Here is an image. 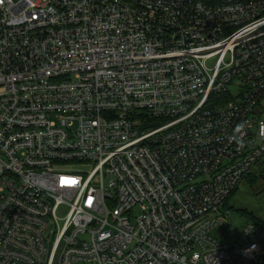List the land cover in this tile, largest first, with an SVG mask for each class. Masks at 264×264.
I'll return each mask as SVG.
<instances>
[{
	"label": "built area",
	"instance_id": "built-area-1",
	"mask_svg": "<svg viewBox=\"0 0 264 264\" xmlns=\"http://www.w3.org/2000/svg\"><path fill=\"white\" fill-rule=\"evenodd\" d=\"M263 156L264 0H0V264H264Z\"/></svg>",
	"mask_w": 264,
	"mask_h": 264
},
{
	"label": "rangeland",
	"instance_id": "rangeland-1",
	"mask_svg": "<svg viewBox=\"0 0 264 264\" xmlns=\"http://www.w3.org/2000/svg\"><path fill=\"white\" fill-rule=\"evenodd\" d=\"M75 168L80 171L88 170L86 165H80ZM261 168L262 166L258 165L254 170V172H258L257 174L263 176L260 181L256 184L249 185L246 179H243L235 193L228 199V206L230 207L228 212L229 224L225 222L212 230L211 236L213 238L222 239L224 236L228 242L236 241V235L241 233L247 224L252 223L235 210L245 209L261 220H264V173L260 172ZM239 236L241 235L239 234ZM237 241L244 243L242 237Z\"/></svg>",
	"mask_w": 264,
	"mask_h": 264
},
{
	"label": "trees",
	"instance_id": "trees-1",
	"mask_svg": "<svg viewBox=\"0 0 264 264\" xmlns=\"http://www.w3.org/2000/svg\"><path fill=\"white\" fill-rule=\"evenodd\" d=\"M258 165L262 166L260 172L264 173V156L252 167V169L249 171V173L243 178V179H246V181H247V183L249 185L256 184L258 181H260L263 178V176L261 174H257L258 172H254L255 168ZM237 188L228 196V198L226 199L225 203L223 204V209L225 211L229 212L230 207L228 206V199L235 193ZM235 211H237L240 215L246 217L253 224L259 225L261 227H264V220H261L260 218L256 217L253 213L248 212L245 209H238V210H235Z\"/></svg>",
	"mask_w": 264,
	"mask_h": 264
}]
</instances>
